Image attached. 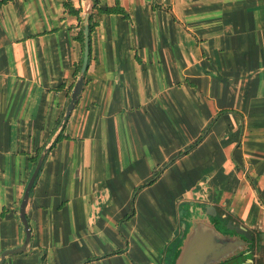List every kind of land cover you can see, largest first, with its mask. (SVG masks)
I'll return each mask as SVG.
<instances>
[{
	"label": "crops",
	"instance_id": "0c3cea01",
	"mask_svg": "<svg viewBox=\"0 0 264 264\" xmlns=\"http://www.w3.org/2000/svg\"><path fill=\"white\" fill-rule=\"evenodd\" d=\"M93 5L0 2V254L51 143L2 264H176L207 206L264 232V0Z\"/></svg>",
	"mask_w": 264,
	"mask_h": 264
},
{
	"label": "water",
	"instance_id": "95a60500",
	"mask_svg": "<svg viewBox=\"0 0 264 264\" xmlns=\"http://www.w3.org/2000/svg\"><path fill=\"white\" fill-rule=\"evenodd\" d=\"M90 4L88 5V7L90 6ZM88 40H89V30H88V20L86 18L84 20V29H83L84 49H83L81 67L79 70L78 77L70 93L69 102L65 108L64 114L55 132L54 135L55 137L61 131L66 119L68 118V116L70 115V113L74 108V104L76 103L82 92L84 74L86 71L88 57H89ZM50 144L51 143L46 145L40 152L36 164L34 166V169L27 181L20 202L19 220L25 233L24 243L20 247L4 250L0 254V264H2L4 258L7 255H13L24 252L26 245L30 240V230L27 223V219L25 217V210L28 203L30 190L33 187V184L41 168L43 160L49 150ZM205 215L211 218L217 217L215 208L212 206H207L205 208ZM213 226L214 225L213 224L211 225V223L209 224L198 223L193 227L191 233L188 235L179 253L176 264H215L221 261L226 256L234 253V250L239 246L238 243L235 241H224L223 240L224 237L219 235V233ZM228 228H232L230 222H228ZM243 228L244 227H240L236 229V231H238L237 233H241L242 230H244ZM245 234L247 237H249L248 233L245 232Z\"/></svg>",
	"mask_w": 264,
	"mask_h": 264
},
{
	"label": "flooded vegetation",
	"instance_id": "af4514ba",
	"mask_svg": "<svg viewBox=\"0 0 264 264\" xmlns=\"http://www.w3.org/2000/svg\"><path fill=\"white\" fill-rule=\"evenodd\" d=\"M212 222L215 229L221 232L218 233L224 237V241H235L239 245L234 250V253L215 264H258L257 261L260 258L264 246L257 252L258 248L261 247L258 245L259 242L255 231L237 223L229 215H225L224 217L220 215L214 218ZM228 222L231 223L232 228H228ZM240 227H244V230L241 233H237L238 231L236 229ZM245 232L248 233L249 237L246 236Z\"/></svg>",
	"mask_w": 264,
	"mask_h": 264
},
{
	"label": "trees",
	"instance_id": "16d2710c",
	"mask_svg": "<svg viewBox=\"0 0 264 264\" xmlns=\"http://www.w3.org/2000/svg\"><path fill=\"white\" fill-rule=\"evenodd\" d=\"M7 0H0V2H5ZM100 0H94V5H93V8L92 9H95V7L97 6V4L99 3ZM104 11L102 9H99L98 13H103ZM93 19V13L89 14L88 16V30H89V33L91 32L92 30V23H91V20ZM88 47H89V40H88ZM258 264H264V247L262 249V253L260 254V258L258 259L257 261Z\"/></svg>",
	"mask_w": 264,
	"mask_h": 264
},
{
	"label": "rangeland",
	"instance_id": "374dc122",
	"mask_svg": "<svg viewBox=\"0 0 264 264\" xmlns=\"http://www.w3.org/2000/svg\"><path fill=\"white\" fill-rule=\"evenodd\" d=\"M224 216V215H223ZM221 217H222V215H221ZM216 218V217H215ZM212 221H214V218H211V224H213V222ZM214 227V226H213ZM215 228V227H214ZM217 232H220L219 230L217 231ZM256 232V231H255ZM221 233V232H220ZM256 234H257V240H258V242H259V247H261V248H258V250H257V252L259 251V249H262V247L264 246V232H262V231H259V232H256Z\"/></svg>",
	"mask_w": 264,
	"mask_h": 264
}]
</instances>
